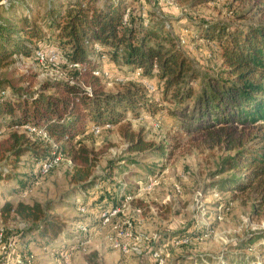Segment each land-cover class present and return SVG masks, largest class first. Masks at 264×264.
Segmentation results:
<instances>
[{"label":"trees","instance_id":"1","mask_svg":"<svg viewBox=\"0 0 264 264\" xmlns=\"http://www.w3.org/2000/svg\"><path fill=\"white\" fill-rule=\"evenodd\" d=\"M130 1L48 0L43 17L39 8L25 11L15 0L1 9L8 22L0 21V68L8 67L15 56L33 57L54 41L66 50L62 57L67 65L82 67L74 72L71 84L52 82L32 93L19 88L32 86L35 76H21L10 84H0V129L35 128L46 132L54 147H38L31 138L14 132L0 141V162L10 160V165L19 170L24 158H29L37 168L55 158L68 157L75 170L74 181L85 197L78 198L76 206L95 213L94 222H73V230L79 233L68 234L60 218H47L39 205L30 209L23 204H0V215L16 214L39 224L40 227L20 238L26 246L38 242L54 257L85 244L88 235L85 234L102 227L97 220L101 221L104 212L133 197L127 189L113 187H108L106 194L95 192L94 154L79 144L92 127H118L129 119V114L136 120L156 116L162 111V104L175 106L176 111L170 112V116L181 122L188 135L218 138L221 144L239 151L223 168L249 174L233 182L227 191L243 195L259 191L264 184V137H257L258 147L246 148L250 134L243 133L264 127V25L241 29L209 26L193 32L221 54L227 70L221 76L202 75L192 67L176 38L164 32L160 22L143 13L137 16L131 13L137 0ZM95 47L100 51L95 53ZM112 64L135 76L138 84L124 85L115 94L107 93L106 81L95 73ZM147 84L156 86L155 94L145 90ZM7 91L11 95L3 96ZM125 139L128 154L165 151L163 147L146 144L141 136L126 133ZM33 173L35 177L44 176L38 168ZM16 180L10 170L0 168V181ZM28 182L32 186L35 180ZM23 264L27 263L23 260Z\"/></svg>","mask_w":264,"mask_h":264},{"label":"rangeland","instance_id":"2","mask_svg":"<svg viewBox=\"0 0 264 264\" xmlns=\"http://www.w3.org/2000/svg\"><path fill=\"white\" fill-rule=\"evenodd\" d=\"M15 1L25 11L34 12L39 8L41 17L46 14L48 0ZM133 4L131 13L134 16L143 13L160 22L164 32L176 38L192 67L202 75L221 76L227 70L221 54L207 41H200L193 32L209 26L241 29L264 25V0H137ZM0 21L8 22L1 10ZM52 44L50 49L66 55L60 42ZM20 57L26 64L17 61ZM112 65L103 66L111 73V78L104 82L107 93L115 94L122 91L124 85L138 84L135 76ZM56 73L64 74L68 80L74 77V71L67 65L46 69L35 65L34 56H15L8 67L0 68V84H10L21 76H35L32 86L19 88L32 93L52 83ZM117 80L124 82L120 84ZM174 111L176 107L166 103L156 116L133 120L129 114L131 121L128 119L120 126L104 131L99 137L88 132L79 142L94 154L92 185L95 192L106 194L107 188L113 187L127 189L133 194V204L125 206L124 212L112 220L110 227H96L86 233L87 242L74 248L66 261L69 251L54 257L38 242L26 246L20 238L23 233L30 234L31 230L40 227L39 224L16 214L0 215V235L14 245L10 252L4 250L5 244L0 245V264H17L18 256L21 264L23 260L32 264H159L148 251L145 256L138 257L134 253L125 255L113 250L108 239L115 236L118 226L128 230L136 240L130 244L132 249L136 246L146 249L143 240L157 238L151 248L160 254L164 264H264V184L259 191H248L243 195L227 191L233 182L243 180L249 174L223 168L224 163L236 158L239 151L221 144L218 138L188 135L181 122L170 116ZM14 132L23 134L22 130L5 129L0 141ZM126 133L141 136L146 144L163 147L165 151L128 154ZM243 133L250 134L246 148L253 149L258 147L260 139L257 137H264V127ZM32 140L38 147L54 148L52 143ZM11 163L10 160L0 162V168L10 170L17 177L13 182L0 181L1 205L10 202L30 209L39 205L47 218L59 217L68 234L79 233V230H73V222H94L95 213L81 214L76 206L77 199L85 197L81 195V186L74 181L75 170L68 157L62 158L59 166L43 177H35L33 172L37 168L29 158L20 161L19 170ZM29 180H35V183L29 186ZM103 180L105 184H101ZM138 182L150 184L145 187ZM182 240L189 243L182 247L173 243ZM26 255L30 256L23 258Z\"/></svg>","mask_w":264,"mask_h":264},{"label":"built area","instance_id":"3","mask_svg":"<svg viewBox=\"0 0 264 264\" xmlns=\"http://www.w3.org/2000/svg\"><path fill=\"white\" fill-rule=\"evenodd\" d=\"M11 0H0V10L3 8H8L9 4H10ZM100 49L99 47H95L94 52L97 53L99 52ZM17 61L21 62L20 64H26V61L23 57H20ZM34 63L35 65L41 67V68H46L49 69L51 67H57V66H61V65H67V63L65 62V60L63 59L62 55L55 51L54 49H50V48H46V49H42L37 51L36 55L34 56ZM67 67L73 72H79L82 70V67L78 66V65H67ZM141 75V72H139L137 74V77L139 78ZM95 76L97 78H102L104 80H109L111 78V73L105 69L99 70L95 73ZM54 81L53 82H63L66 84H71V80L69 81L68 79L65 78L64 74L62 73H56V75L54 76ZM118 83L123 84L124 80H117ZM146 91L149 94H155L156 93V88L152 85V84H147L145 86ZM11 94L9 91L3 93V96L5 97H9ZM112 128L110 127H106L105 129L99 128V127H92L90 129V134L93 137H99L103 134L104 131H109ZM23 131V134L26 135L29 138H34L37 139L41 142H45V143H52L50 136L43 131H38L35 128L32 127H25L23 129H21ZM3 134V130H0V137ZM62 158L63 157H58L53 159L52 161H50L49 163H46L45 165H38L37 168L41 169L42 175H48L50 172H52L53 170H55L59 164L62 162ZM133 198L132 197H127L125 198V200L123 201V205L119 207H115V208H111L110 210L104 212L101 215V223L102 226L104 228H108L111 226V222L113 219L117 218L118 216H120L125 209V206L129 205L130 203H132ZM79 212L81 214H85L86 213V209L84 208H80ZM116 236V237H115ZM115 236L110 237L108 239L111 248L113 250L119 251L125 255H128L130 253H134L136 256L138 257H143L145 256L146 252L148 251L149 253H151V255L153 256V258L155 259V261L159 264H164L163 260H161V256L158 252H153L152 250V245H154L156 243L157 238H153V239H147L145 238L143 240V243L147 246L146 249H140L139 247H134V249H132L130 247V244L134 242H136L135 239H133L132 234L128 231L123 229L122 227L118 226L115 228ZM4 240V236L1 234L0 235V245L5 244L4 250H9L12 251L14 250V245L11 242H6ZM9 243V244H7ZM174 245L176 247H182L184 245H187L189 242L188 240H182V241H174L173 242ZM74 249H72L71 251H69V253L65 256V260L68 261L69 258L71 257V254H73ZM18 262L17 264H21V257L18 256L17 258ZM33 259V258H32ZM1 264H8L7 262L5 263H1ZM27 264H32V262L28 261Z\"/></svg>","mask_w":264,"mask_h":264}]
</instances>
